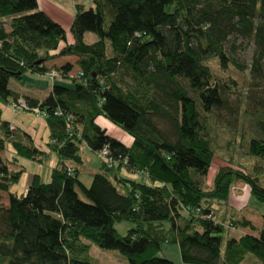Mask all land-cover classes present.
<instances>
[{
  "label": "trees",
  "instance_id": "obj_1",
  "mask_svg": "<svg viewBox=\"0 0 264 264\" xmlns=\"http://www.w3.org/2000/svg\"><path fill=\"white\" fill-rule=\"evenodd\" d=\"M37 7L38 0H0V96L16 100L9 80L28 71L55 69L72 85L54 83L44 100L26 98L45 111L49 152L0 123V193H8V205L0 206V264H98L93 245L120 252L129 264H243L248 253L264 264V228L230 236V224L256 227L246 217L224 221L216 210L228 206L238 181L264 201V183L229 160L207 186L216 153L206 119L228 108L229 89L208 60L216 57L224 71L247 68L236 57L240 38L244 48L255 45L251 84L264 94V0H92L90 7L76 0L73 42ZM88 32L97 40L86 42ZM66 55L78 58L81 76L70 75L69 62L47 65ZM100 115L132 144L109 135L95 121ZM254 127L248 153L264 161V112ZM84 145L97 156L106 146L118 161L108 166L98 156L90 185L79 176ZM9 149L12 159L4 155ZM49 153L58 157L50 181L34 174L25 194L11 191L25 167L10 163L43 162ZM123 169L141 177H123ZM123 221L134 225L120 234L115 225ZM172 244L180 263L161 255Z\"/></svg>",
  "mask_w": 264,
  "mask_h": 264
},
{
  "label": "rangeland",
  "instance_id": "obj_2",
  "mask_svg": "<svg viewBox=\"0 0 264 264\" xmlns=\"http://www.w3.org/2000/svg\"><path fill=\"white\" fill-rule=\"evenodd\" d=\"M79 2L86 7L92 5V0H79ZM38 3V7L35 10H45L56 19V21H59L68 29L71 37L73 36L71 27L72 20L76 13V0H38ZM4 20L7 28H9L8 24L11 18L7 17ZM97 38V35L92 32L85 34V40L88 43L94 42ZM242 41L241 38L238 40L239 46L237 47L238 54L236 57L241 64L247 65V68L240 70L235 66H231L228 71H224L220 67L216 57L208 60L213 74L218 78L217 80L220 81V83L222 80H225L229 89H226L228 108L213 109L212 112L209 113V116L206 117L208 122V136L212 141V146L216 153L212 169L207 177V186H211L216 170L220 166L228 165L229 160L238 162V164L233 166L241 167L251 173H258L264 183V161L248 153L249 137L251 135H257L258 131L254 125L257 123L261 113L264 112V100H262L264 94L262 91L263 89H257L253 83L251 84L252 78L250 76L249 66L252 63L255 45L251 42L250 45L244 48L241 44ZM77 69L72 70L71 74L78 72L79 70ZM54 83H62L68 86L72 85L69 79L65 80L56 77L55 80H51L46 74L28 71L20 78L11 77L9 80V88L13 91L22 92L35 90L37 95L41 97L52 88ZM3 100L4 99L0 96V101ZM16 112H23L22 114L13 116V120L16 123L22 124L36 117L26 110ZM114 124L115 123H110L106 125L109 134L119 135L117 130H121V133L124 132L122 129H119L120 127L118 125ZM12 153L13 150L9 149L5 151L4 155L12 159ZM54 160L55 155L51 154V157L45 158L43 162L20 157L18 161L19 164L10 163V169L12 170H18L21 166L25 167V171L21 178L13 185L11 191L22 194L34 174L41 175V179L44 182L50 181L52 168L56 165ZM85 168L88 167L85 165L79 166V176L82 181L90 185L92 176ZM0 194V206H7L8 193L1 192ZM231 202L232 203H229L226 208L223 203L216 206V210L219 212V218L229 222L232 216L237 219L247 216L252 219L256 230L249 227L246 230V228L241 226H236L235 229L229 227L228 233L230 236L238 237L246 232L257 233L264 228V201L250 195L248 187L243 181H238L236 183L231 196ZM133 225L132 222L123 221L117 223L115 227L120 234H125ZM90 255L98 264H129L126 257L120 252L110 249H101L96 245L91 247ZM161 255L177 263L181 262L178 245H163ZM243 264L263 263L254 255L248 253Z\"/></svg>",
  "mask_w": 264,
  "mask_h": 264
},
{
  "label": "crops",
  "instance_id": "obj_3",
  "mask_svg": "<svg viewBox=\"0 0 264 264\" xmlns=\"http://www.w3.org/2000/svg\"><path fill=\"white\" fill-rule=\"evenodd\" d=\"M54 20L56 21V19H54ZM57 22L60 23L59 21H57ZM62 26L67 31L68 42H73V40H74L73 36L71 37V35L69 34L68 29L63 24H62ZM62 59H63V61H62ZM77 59L78 58L76 56L66 55V56H62V57L55 58L53 60L47 61V65H50V66H62L65 63L69 62V63L74 64L73 70L77 69V68H78L77 70H79V67L76 64ZM57 77L65 79V78L61 77L60 75H58ZM65 80H67V79H65ZM51 89H49L41 97H39L37 95L35 90L25 91V92H22V91H14V92L18 93V98L26 99L27 97H32V98H35V99H38V100H44L45 97L50 93ZM13 101L14 100L12 98H9L7 101H5V100L0 101V123H1L2 120H6V121H8L10 123L11 127L18 128V129L30 134L31 138L33 139L35 145L38 148H40V149H42V150H44L46 152H49V149L47 147V142L49 141L50 130H49V126L47 124V120H46L45 116H40V115L37 116L34 113L30 112L33 115H35L36 117H34L33 119L31 118L29 121L23 122L22 124L16 123L13 120V116L17 115V114H22L23 112H14L12 110L11 104H12ZM95 121H96V123L98 125H100L101 127L105 128L107 130V133L109 134L108 128L106 127V125L107 124L109 125L110 123H113L112 121H110L108 118H106L103 115L98 116L95 119ZM119 129H121V128H119ZM117 131L119 132V135L118 134L117 135L109 134V135H111V136L117 138L118 140L122 141L125 145L130 146L132 144V142H133L132 136L130 134H128L126 131H124L123 129H122V131H124L123 133L120 132L121 130H117ZM51 154H54V153H49L48 154L49 158L51 157ZM83 159H84V162H83L82 165H85L86 167H88V168H85V169H86V171L89 172V174H91V176L93 175L94 172H96L100 168V166L102 164V160L94 152H92L90 150V148L87 147L86 145L83 146ZM18 161H19V159H18ZM54 161H55V164L58 161V157L56 155H55V160ZM17 164H19V163H17ZM121 174H122L123 177L132 178V179H137V178L141 177L138 173L129 172V171L125 170V169H123L121 171ZM26 188H27V186H26ZM26 188L23 191V194H25ZM229 203H232L231 199H230ZM226 206L227 205H224L225 208H226ZM217 214L219 216V212L218 211H217ZM246 218L252 221V219H250L249 217L246 216ZM246 230H247V228H246Z\"/></svg>",
  "mask_w": 264,
  "mask_h": 264
},
{
  "label": "built area",
  "instance_id": "obj_4",
  "mask_svg": "<svg viewBox=\"0 0 264 264\" xmlns=\"http://www.w3.org/2000/svg\"><path fill=\"white\" fill-rule=\"evenodd\" d=\"M1 45V43H0ZM46 75H48L50 77L51 80H55V78L59 75L58 72L53 69L49 72L46 73ZM71 76H81L82 73L78 71V73L76 74H70ZM12 108L13 110L16 112V111H22V110H26V111H29V112H32L34 113L35 115L37 116H45V111H43L38 105L37 106H31L26 99L24 98H17L16 100H14L12 102ZM55 114L56 115H62L63 112L61 109H57L55 111ZM71 120H72V115H68V116H65V121H66V124H67V130L68 131H72L73 130V126L71 124ZM98 156L108 164V166H113V165H116L118 163V161L116 159H114L111 154H110V151L108 149V147H103L98 153ZM228 227L230 228H233L235 229L236 226L230 224L228 225Z\"/></svg>",
  "mask_w": 264,
  "mask_h": 264
}]
</instances>
